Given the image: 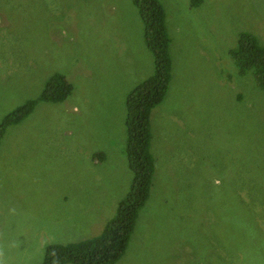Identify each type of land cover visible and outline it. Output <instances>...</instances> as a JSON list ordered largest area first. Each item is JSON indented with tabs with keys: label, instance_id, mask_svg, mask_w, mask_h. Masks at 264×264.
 Wrapping results in <instances>:
<instances>
[{
	"label": "rangeland",
	"instance_id": "1",
	"mask_svg": "<svg viewBox=\"0 0 264 264\" xmlns=\"http://www.w3.org/2000/svg\"><path fill=\"white\" fill-rule=\"evenodd\" d=\"M157 1L170 78L148 115V197L112 264H264V89L228 56L241 32L264 47V0ZM152 73L132 0H0L4 264L101 233L131 182L125 97ZM53 74L70 93L39 100Z\"/></svg>",
	"mask_w": 264,
	"mask_h": 264
},
{
	"label": "trees",
	"instance_id": "2",
	"mask_svg": "<svg viewBox=\"0 0 264 264\" xmlns=\"http://www.w3.org/2000/svg\"><path fill=\"white\" fill-rule=\"evenodd\" d=\"M143 24V37L153 56V73L137 84L126 95L125 153L131 182L125 197L118 202L113 217L101 233L89 240L72 245L47 246L40 264H112L122 255L136 213L148 197L152 174V158L148 150V115L158 105L166 92L169 75L167 38L162 34L163 11L157 0H132ZM228 56L237 73L250 72L259 89H264V47L249 32L236 36ZM70 93V85L63 76L53 74L44 84L39 100L49 103L63 101ZM32 102L13 111L21 119L32 108ZM30 110V111H29ZM7 114L0 123V132L9 121Z\"/></svg>",
	"mask_w": 264,
	"mask_h": 264
},
{
	"label": "clouds",
	"instance_id": "3",
	"mask_svg": "<svg viewBox=\"0 0 264 264\" xmlns=\"http://www.w3.org/2000/svg\"><path fill=\"white\" fill-rule=\"evenodd\" d=\"M260 44H261V43H260ZM29 113H30V112H29ZM29 113H28V114H29ZM28 114H27V115H28ZM27 115H26V116H27ZM0 256H2V253H0ZM0 264H4L3 259H0Z\"/></svg>",
	"mask_w": 264,
	"mask_h": 264
}]
</instances>
